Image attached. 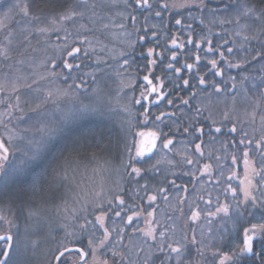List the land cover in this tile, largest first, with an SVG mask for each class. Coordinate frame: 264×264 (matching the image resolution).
Here are the masks:
<instances>
[{"label":"flooded vegetation","instance_id":"flooded-vegetation-1","mask_svg":"<svg viewBox=\"0 0 264 264\" xmlns=\"http://www.w3.org/2000/svg\"><path fill=\"white\" fill-rule=\"evenodd\" d=\"M157 19L162 23L161 29L153 27L151 34L143 33L142 36L145 39L137 41L135 48L129 53V62L138 70L137 85H140L138 94L141 95V92L149 87L143 79L148 76L153 85L163 82L161 92L165 94V98L156 101L157 94L152 93L145 101L141 95L139 112L136 113L139 127L133 133L130 131L133 143L127 146L122 145V157L125 159L117 160L123 163L121 164L122 175L112 180L111 187L106 193H99L94 186L93 193H89V201L80 202L76 208L70 209L69 199L64 194L63 179L56 181L57 171H54L71 159L84 161L80 157L79 150L75 155L67 153L70 146L61 150L59 165L57 164L59 159L56 158L50 166L54 158L49 151L47 154L51 157L47 159L48 156L45 155L46 159L42 161L44 164L34 166V175L30 176L29 181L31 191L29 202L33 207L47 204L52 212L57 213L58 222L51 230L52 237L47 245L49 255L44 260L38 261L29 253L21 264H63L64 261L66 264H103L105 260L108 264H145L150 254L152 260H149V264H152L153 260L155 264H160V259L163 257L158 252V245L161 241L164 242L165 247L169 242L175 244L176 241H180L185 244L186 248L181 259L187 264H219L222 254L232 255L233 250L239 251L238 246L243 245L245 228H251L252 224L264 223V210L253 207L250 200L241 206L244 210L243 216L239 215L236 208L239 201L244 199L243 192L240 191L244 186L241 181H245L246 184L247 180L251 179L253 187L249 191L257 197L258 204L261 199H264V169H261V164H264V158L261 157L264 147L258 149L256 145L261 137L260 128L255 122L253 127L248 123L245 124L246 120L242 115L241 107L234 101L237 95L234 96L233 85L235 84L232 81L237 79L236 88L238 86L240 89L243 88L241 78L244 67L236 68L235 74L233 70L229 71L227 68L229 62L241 60L243 54L237 50L236 58H234L232 56L234 49L231 53L227 51L228 47L225 46L227 41L222 35L198 38V32L186 33L187 40L183 39L185 33L181 34L180 31L170 33L169 40L166 42L169 47H165L164 16H157ZM153 32L156 33L155 36ZM173 39L176 40L175 46L172 44ZM208 40L212 43L209 44ZM197 42L200 43L199 48L196 47ZM209 47L214 51H207ZM149 48L153 49L152 56L148 55ZM216 49L225 53V59H221ZM173 52L176 53L174 60L171 59ZM84 56L85 54L79 53L74 59L68 57L66 52L52 63L51 67L58 66L65 72L66 78L70 72L63 67L65 58L69 62L79 63L81 67L71 71V74L75 76L76 85L80 87L84 83L86 61ZM197 56L200 57L199 61L196 59ZM212 59L217 60V66L225 80L215 75L216 69H213L209 63ZM150 60H154L155 63L150 65ZM115 62H110V67ZM98 64L102 67L106 66L101 62ZM169 64L172 65L171 68L168 67ZM188 64H192L193 68L188 69ZM176 68H180L181 71L177 73ZM202 76L206 80L203 85L199 83ZM210 78L215 80L211 81ZM184 80L189 81L187 86L184 85ZM181 85L191 95L188 97L192 99L188 105L185 104V107L189 106L184 107L185 110H180L182 109L181 99L177 98ZM217 85L220 91H216ZM228 86L230 88H227ZM197 87H210L209 89H212L214 93L220 94L219 97L214 96L216 100L223 101L219 116L215 117L209 111L208 103L202 101L205 97L195 101L193 94L197 92ZM169 99L173 101V104H168ZM150 101H156V103H150ZM145 107L149 109L147 114H144ZM161 112L166 115L157 120L156 117L160 116ZM190 125L189 132L185 133L184 128ZM246 125L250 128H246ZM233 126L236 128L234 133L229 131ZM217 127L221 128L220 132L215 131ZM197 128H201L202 131L197 132ZM126 131L128 134L127 129ZM80 132L79 129L72 132L65 146H68V142L75 139L76 135L78 137ZM121 132L124 131L121 130ZM245 132L248 135H245ZM152 133L156 134L155 137L151 135ZM168 139H171L172 143L168 148H164L163 145ZM242 139L245 141L244 144L240 143ZM152 142L154 144L152 150L149 153L145 152ZM261 143L264 145V142ZM197 144L201 145L199 152L196 151ZM132 148L134 155L131 153ZM138 148L144 151L143 156L136 155ZM245 149L249 152L250 162L247 170ZM130 156L135 157L132 163L136 167L144 169L140 176H135L130 172V168L125 167ZM189 159L192 160L191 164L187 163ZM97 161H89L88 164H95ZM9 163V160L5 161L6 167ZM43 165L47 167L44 175ZM252 168L260 170L261 174H254ZM173 181L175 184L172 183ZM13 183L15 185L13 189L18 190L20 185L26 182H19L16 179ZM233 189H235V195ZM13 193L15 198L20 193L21 196L25 195L23 191L17 195L16 192ZM117 195L124 199L123 205H119L115 200ZM149 195H154L156 199L149 201ZM109 200H112V204L108 203ZM19 201L22 202L23 199ZM2 204L3 200L0 197V217H3ZM221 206H229L227 215L216 211ZM110 208L111 211H109ZM117 211H120V216L115 215ZM193 211L200 213L195 220L192 219ZM249 211L252 213L251 216L248 215ZM102 213H106L103 218V228L96 221V217ZM209 213L216 214L209 215ZM129 216L133 217L130 222ZM4 219H0V234L9 232L15 237L14 229ZM105 228L109 231L108 241L103 247H97L99 241L103 239ZM147 231H151L155 239L146 236L144 233ZM67 233H72V236H68ZM161 233L164 235L161 236ZM193 236L197 240L195 245L191 244ZM32 237L37 242L38 236L33 234ZM89 238L93 240V247H96L95 256H93L92 248L88 247ZM64 246L83 248L86 253L84 260L79 258V253L72 251L65 253L62 261L58 262L55 257L63 251ZM197 249H202V254ZM257 251H260L259 256L255 255ZM171 264H177V262L173 260ZM225 264H264L261 240L259 238L254 240L252 254L246 253L239 259L227 260Z\"/></svg>","mask_w":264,"mask_h":264},{"label":"rangeland","instance_id":"rangeland-1","mask_svg":"<svg viewBox=\"0 0 264 264\" xmlns=\"http://www.w3.org/2000/svg\"><path fill=\"white\" fill-rule=\"evenodd\" d=\"M39 1L44 5L51 4L57 9L63 8L69 2L0 0V51L5 52L7 56L5 58L0 55V138L9 148V171L18 165L21 159L27 158L25 153L30 156L38 142L47 140L45 133L49 128L62 130L57 141L59 146L66 143L68 136L88 118L106 119L108 124L114 119L124 131L123 145L133 143L130 131L133 133L139 127L136 120L139 104L136 100H140L141 95L138 94V70L136 66H131L129 53L145 31L160 27L162 23L157 19L156 12L159 11L160 16H164L166 10L161 7L165 4L164 0H149L150 4L157 3V6L153 4L151 8L138 7L135 0H71V5L63 11L38 14L32 11L31 6ZM176 1L178 6L186 3V0ZM226 1L228 4V0ZM25 2L29 5L28 17L16 7L17 3L22 7ZM219 3L220 0L215 4L218 6L210 4L208 7L190 8L184 19L198 21V27L203 30L198 32V38H210L217 32L222 36L227 34L226 37L231 38L229 47L244 52L242 58L247 59L249 63L243 65V88L235 86L234 96L237 97H234V101L241 107L245 124L253 127L255 122L262 136L264 60L258 57L254 63L250 62L256 50L264 51V45L260 43L264 40V32L261 31L264 29V21L255 19L254 14L245 16L243 13L246 8L251 7L241 0H234L228 5ZM191 5L196 6L195 3H189L188 6ZM145 8L144 12L148 10L147 13H143ZM70 11L83 15H76L64 21L59 19L60 15ZM33 15L39 19L32 20ZM129 18L131 25L126 23ZM52 20L56 22L53 24ZM40 28H46L48 31L40 32ZM245 36L257 38L245 40ZM78 46L81 49L80 54H85L84 49L88 50L84 57L92 66V69L84 71V83L79 88L73 74L70 73L65 78V72L58 66L51 67L61 55ZM125 60L128 61L127 64H124ZM112 61L116 62L110 67ZM98 62L110 68L102 67ZM245 76L248 79L245 80ZM202 101L208 103L209 111L215 117L219 116L223 101L216 100L214 95L205 97ZM246 128L250 127L246 125ZM47 152L49 151L42 154L39 161L29 163L27 170L17 176V181L26 182L25 185H20L22 191L29 193L28 182L30 176L34 175V166L46 159ZM50 153L54 158L51 166L56 158L59 159L61 153L58 148ZM131 153L135 154L133 148ZM122 156L123 154L117 160L125 159ZM117 160L99 159L95 164H84L82 161L71 159L54 169L57 171L56 181L63 179L64 194L69 199L70 209L76 208L80 202L89 201V193H93L94 186L99 193H106L110 189L112 180L122 175L123 163ZM43 167L44 175L47 167ZM16 179L7 186L0 185L2 216L5 222H11L8 224L14 229L15 238L21 242L18 247L15 246L11 260L13 264H21L29 253L38 261L44 260L49 255L47 245L52 237L51 230L58 222L57 213L52 212L47 204L33 207L29 201L20 202L22 196L17 193L21 191L13 189ZM13 192H16L17 198L13 196ZM31 234L38 236L35 246Z\"/></svg>","mask_w":264,"mask_h":264},{"label":"snow or ice","instance_id":"snow-or-ice-1","mask_svg":"<svg viewBox=\"0 0 264 264\" xmlns=\"http://www.w3.org/2000/svg\"><path fill=\"white\" fill-rule=\"evenodd\" d=\"M127 2V0H126ZM136 5L139 6H143L146 8H151V4L149 3V0H135ZM189 3H195L197 7H204V0H186V3L183 5H180L181 7H186L189 5ZM172 7H175L176 5H171ZM17 8H19V10L23 13V15L25 17L30 16V12H29V5L27 4V2L24 3V5L21 7L19 5V3H17L16 5ZM162 8H168L169 5L167 3L162 4L161 5ZM9 11H11V9H9ZM245 16H248L249 14H254L255 15V19L257 20H264V14H258L254 12L253 8H246L245 12L243 13ZM76 15H83V13H76L74 11H70L67 14H62L59 16V19L61 21L64 20H70L72 19L74 16ZM157 16H160L161 13L158 11L156 12ZM32 20H38L39 17L38 16H31ZM133 21H135V17L132 18ZM56 21L52 20V23L54 24ZM175 23L177 25H180L182 23V21L180 19H177L175 21ZM81 27H84V25H81ZM188 27H191V25H188ZM38 31L40 32H45L48 31V29L46 28H40L38 29ZM262 32H264V29H261ZM156 33L153 32V36H155ZM237 35H239V33H237ZM256 36H245L244 39L245 40H249V39H256ZM140 40H144L145 37L144 36H140L139 37ZM191 38H189V43H191ZM81 43H84V41H81ZM208 43L211 44L212 41L208 40ZM226 43V42H225ZM260 43L262 45H264V40H261ZM172 44L175 46L176 45V40L173 39L172 40ZM196 47L199 48L200 47V43L197 42ZM65 48H67V45H65ZM207 51L212 52L214 51L213 48L209 47L207 49ZM216 51H219L220 57L221 59H225V53L223 51H220L219 49H216ZM227 51L229 53L233 52L232 48H228ZM81 52V49L79 47H72L70 51H67V56L68 57H73L74 59L76 58L77 54H79ZM88 50L84 49V53L85 55H87ZM123 55V53H121ZM153 54V49L149 48L148 49V55L152 56ZM0 55H4L5 58H7L6 53L3 51H0ZM247 56V53L245 54ZM260 58L261 60H264V51L261 50H256L255 54L251 56V60L252 61H256L257 58ZM176 58V53L173 52L171 59H175ZM197 61H199L200 57L197 56L196 57ZM249 61L245 58H242L241 60H239L237 63L233 64V63H229L228 66L231 68H242L244 64L248 63ZM128 61L125 60L124 64H127ZM155 61L154 60H150L149 64H154ZM209 63L211 64L213 69H216L215 75L216 76H221L222 75V71L218 68L217 66V60L212 59L209 61ZM63 67L65 69H68L69 72L71 73V71L73 70H77L81 67V65L79 63H73V62H69L66 58L64 60V64ZM169 68L172 67L171 64L168 65ZM188 69H192L193 65L192 64H188L187 65ZM262 69H264V65H262ZM181 70L180 68H176V72L179 73ZM147 84L149 85V87L147 89H145L144 91L141 92V95L143 97V99L145 101H147L149 99V96L152 93H156L157 97H156V101H160L163 100L165 98V94L163 92H161V87L163 85V82L160 81L159 84L157 85H153L152 80L149 79L148 76H145L143 78ZM234 79V78H232ZM244 79H248L247 76L244 77ZM157 80H159V78H157ZM200 84H205L206 80L205 78L202 76L200 77L199 80ZM262 83H264V80H262ZM189 84L188 80H184V85L187 86ZM79 87V85H77ZM178 87V85H177ZM233 87H235V85H233ZM216 91H220L219 86H216ZM145 92L147 94H145ZM156 101H150V103H156ZM137 104H140L141 101L138 99L136 100ZM182 103L184 104H188V100H183ZM168 104L171 105L173 104V101L171 99L168 100ZM149 111V109L147 107H145L144 109V114H147ZM198 111V110H197ZM166 114L161 112L160 116H157L156 119L160 120L162 116H165ZM145 118H147L145 116ZM190 127H185L184 128V132L187 133L190 130ZM43 131V130H42ZM197 132H201L202 129L201 128H197L196 129ZM216 132H220L221 128L217 127L215 129ZM230 132L234 133L236 132V128L235 126H233L230 130ZM62 133L61 129L58 128H49L47 130V132L45 133L47 140L43 143H37L35 150L32 152V154L30 156L27 155V153H25V156L27 157L26 159H21L19 161V164L12 167L11 170L9 171L5 165V161H7L9 159V148L5 145L4 142L0 141V185H4L7 186V184L13 180H15L17 178V176L22 175L26 170H27V166L29 163L31 162H37L41 159L42 154L46 151H52L55 152L57 150V141L60 137ZM153 137H155V133L151 134ZM245 135H247L245 133ZM261 142H264V135H262L260 137V139L256 142L257 148L260 149L261 147H264V145H262ZM31 143V142H30ZM172 143L171 139H168L165 141L164 143V148H168V146ZM241 144H244L245 141L242 139L240 141ZM250 143V142H249ZM201 149V145L197 144L196 145V151L199 152ZM130 151V149H129ZM148 151H151V149H148ZM136 155L138 157L143 156L144 155V151H142L141 149H137V153ZM248 155L249 152L247 149H245L244 152V156H245V166H246V170L249 166V160H248ZM261 157L264 158V151L261 152ZM135 160V157H129V161L128 163L125 165L126 168H130V172L134 173L135 176H140L141 172L144 171V169H142L141 167H136L132 161ZM233 160L235 162V157H233ZM187 163L191 164L192 160H188ZM154 167V166H153ZM261 169H264V164H261ZM252 172L256 175H260L261 171L256 169V168H252ZM173 184H175V181L172 182ZM241 184L244 185L240 191L243 192L244 195V199L239 201V203L237 204L236 208L239 212L240 216L244 215V210L241 208L242 205L247 204V202L250 200L251 204L253 207H259L262 210H264V199H261L259 204L257 203V197L252 195L251 192L249 191L250 188L253 187L252 185V181L251 179L247 180V183L245 184V181H241ZM123 189H121L122 191ZM160 191H164V189H160ZM233 194L235 195V189H233ZM156 199V197L154 195H149L148 196V200L149 201H154ZM115 200L118 202L119 205H123L125 203L124 199L117 195L115 197ZM109 204H112V200L108 201ZM112 209L110 208L109 211H111ZM123 210V209H122ZM217 212H224L225 215L228 214L229 212V206H221L218 207ZM216 213H209V215H215ZM104 215H106V213H102L101 215L96 217V221L100 224V226L103 228L104 224H103V218ZM116 216H120V211L115 212ZM149 215H151V213H149ZM200 213L197 211H193L192 212V219L195 220L199 217ZM248 215L251 216L252 213L251 211L248 212ZM132 216L128 217V221L130 222L132 220ZM0 219H3V217H0ZM7 223H11L10 221H6ZM90 223V222H89ZM83 227V226H82ZM146 236L151 237L152 239H155L154 236H152V232L151 231H147L144 233ZM68 236H72V233H67ZM94 235V233H93ZM164 234L161 233V236H163ZM108 237H109V231L107 228L104 229V236L103 239L99 241L97 247H103L106 242L108 241ZM259 238L261 240V251H264V223L261 224H252L251 228H245L244 229V238H243V245L242 246H238L239 247V251H235L233 250V254L232 255H228L227 253H224L221 255V259L219 264H225V261L227 260H236L241 258L244 254H252L253 253V243L254 240ZM186 239V238H185ZM0 242H2V247H0V264H12V260L11 257L13 255V248L14 246L18 247L20 245V240L16 239L11 233L9 232H5L3 234H0ZM191 244L195 245L197 244V240L195 238V236L192 237L191 240ZM33 246H35V241H33ZM88 247L92 248L93 251V256H95V252H96V247H93V240L91 238H89L88 240ZM186 245L181 243L180 241H176L175 244L169 242L167 243V246H164V242L161 241L160 244L158 245V252L162 255V259H160V264H171V262L173 260H175L177 262V264H187L186 261H182V257L184 255V251H185ZM72 251H75L77 253H79V258L81 260H84V257L86 255L85 251L83 248L80 247H67L64 246L63 247V251H60L58 255H56L55 259L58 262L62 261V258L65 256V253H71ZM198 252H201L202 254V249H197ZM255 255L259 256L260 255V251L255 252ZM159 258V257H157ZM149 260H152V255L150 254L149 257L145 260V264H149ZM63 264H66V261L63 262ZM103 264H108V262L105 260L103 262ZM152 264H155V261H152Z\"/></svg>","mask_w":264,"mask_h":264},{"label":"trees","instance_id":"trees-1","mask_svg":"<svg viewBox=\"0 0 264 264\" xmlns=\"http://www.w3.org/2000/svg\"><path fill=\"white\" fill-rule=\"evenodd\" d=\"M164 1H165V3H167L169 5V7L166 8V10H165V15H164V37H165L164 42H165V47H169L168 45H166V42L169 40V34L170 33H173L175 31H180L181 34L185 33V35H183V39L187 40V34L186 33H197V32L203 31V30H201L200 27H198L199 26L198 21H190V20L184 19L185 15L187 14V11L190 8L197 9L199 7H197L195 5L181 7V6L177 5L176 0H164ZM218 1L219 0H211V1L205 0L204 1V5H205L204 7H208L210 4H212L214 6H218V5H215L216 2H218ZM232 1H234V0H228V4H232ZM241 1L245 2L247 5H249L251 8H253L256 13L264 14V0H241ZM41 3L42 2L39 1L38 3L34 4L33 7L31 6L32 11L36 12L38 14H40V13H42V14H54V13L63 11L68 6H70L71 0H69L67 5L63 6V8H61V9H57L56 7H54L48 3H46V5H44V3H42V4ZM153 4H154V6H157V3L153 2L151 5H153ZM226 4H227L226 0H220L219 5H226ZM171 5H176V6L172 7ZM133 7H135V5H133ZM145 10H146V8L143 10V13L148 12V10L146 12H144ZM177 19H180L182 21V23L180 25H177L175 23V21ZM224 22L226 24H228V22H226V21H224ZM126 23H127V25L132 24L130 21V18L126 21ZM188 25H191V27H188ZM221 28H223V27L221 26ZM151 33L152 32L149 29L147 31H145L146 35H149ZM217 34H219V33L217 32ZM226 35L227 34H225L223 36L226 39L225 41H227L225 46H227L228 48H231V47H229V43H230L231 38L229 36L226 37ZM147 47H150V46H147ZM237 50H238V48L237 49L234 48V52L232 55L234 58H236ZM241 53H244V52L241 51ZM252 62L254 63L255 61L251 60L250 63H252ZM229 63L235 64L237 62H236V60H234L233 62H229ZM89 64L90 63L85 61L84 71L92 69V66H90ZM228 64H227V66H228ZM227 68L229 71L233 70L232 71L233 74L236 73V68H231L229 66ZM221 78H222V80H225L223 78V75H221ZM210 80L214 81L215 79L210 78ZM230 81H231V79H230ZM236 81H237V79H236ZM236 81L234 79V81H232V82H234V84L236 85ZM208 85H210V84H208ZM211 87H213V85H211ZM197 88H198V89H196L197 92L195 94H193L195 101L196 100L198 101L199 98H201V97H209V96L212 97L213 95L215 97H219V95H220V94L214 93L212 89H209L210 87L209 88L197 87ZM177 95H179V97H177L178 100L181 99L182 109H180V110H185L184 109L185 104L182 103V101L188 100V102L190 103V100H192V99H190L188 96H191V95L188 94V91L184 88L183 85H181L179 87ZM139 98L141 101L142 97L140 96ZM186 105H188V104H186ZM188 107H185V108H188ZM77 129H79L81 131L80 135L78 136L80 138H78L76 135L75 139L68 142V146H65V145H67V143H62L59 146L57 144V148L60 149V152H61V150L63 151L65 149L64 147L68 148L70 146L67 149V153L69 155H71V154L75 155L78 153L77 151L79 150L80 154H81L80 157L82 160H84L83 162H85V163H88L89 161L99 160V159L117 160L120 157V155L122 154V148H123L122 147L123 135L121 132L122 129L114 119H113V121H110V123L108 124V121L106 119L104 120V119H96V118L90 119V118H88V119H85ZM57 162L60 163L61 159L59 158V160ZM57 162H55V163H57ZM40 164H43V162L40 161ZM23 185H25V184H22V186ZM18 190L22 192V189H18ZM23 192L26 195V196L25 195L22 196L23 202L27 203L28 201H30L29 194H31V191H29V193H26V191H23Z\"/></svg>","mask_w":264,"mask_h":264},{"label":"water","instance_id":"water-1","mask_svg":"<svg viewBox=\"0 0 264 264\" xmlns=\"http://www.w3.org/2000/svg\"><path fill=\"white\" fill-rule=\"evenodd\" d=\"M0 141H2L1 139H0ZM152 144V145H151ZM150 144V146H149V148L148 149H151L152 150V147H153V142ZM148 149L145 151V152H147V153H149L150 151H148ZM55 262H56V260H55Z\"/></svg>","mask_w":264,"mask_h":264}]
</instances>
